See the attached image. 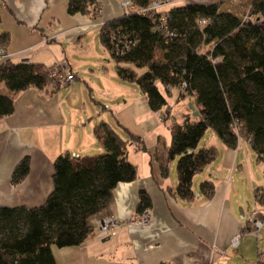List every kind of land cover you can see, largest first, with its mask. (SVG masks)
I'll list each match as a JSON object with an SVG mask.
<instances>
[{
    "label": "crops",
    "instance_id": "crops-1",
    "mask_svg": "<svg viewBox=\"0 0 264 264\" xmlns=\"http://www.w3.org/2000/svg\"><path fill=\"white\" fill-rule=\"evenodd\" d=\"M68 1L0 0V33L7 32L10 38L0 63L7 58L27 61L44 72L65 60L75 76L67 88L46 82L42 88L19 92L12 113L0 117V206L32 208L43 204L53 188V160L58 155L79 158L93 155V150L103 151L93 133L94 126L103 120L122 139L136 138L129 142L126 157L136 166L137 174L132 181L118 182L110 190L106 206L88 218L90 233L80 245L51 247L55 264H227L243 257L251 247L249 235L241 230L253 210L264 214L256 205L245 213L238 192L239 179L247 178L251 191L258 184L253 171L255 156L247 139L239 137L236 148L229 149L213 132L208 134V141L198 146L214 145L218 155L193 179L197 199L186 203L174 197L176 158L167 163L166 175L162 169L170 133L160 114L167 112L171 117L169 107L153 112L141 91L133 88L128 94L126 81L114 78L116 72L103 62L107 50L98 32L103 22L124 14L119 0H96L100 12L95 19L91 8L85 14L68 13ZM191 1L219 3L220 12L236 16L249 11L251 3ZM3 87L0 94L8 95ZM89 101L101 103L108 113L100 110L103 118H95L96 108H89ZM180 101L188 109L183 120L192 117L191 101ZM172 119L179 123L175 116ZM25 155L30 159L28 173L12 184V169ZM204 179L215 183L211 199L200 195L199 183ZM141 190L150 200L151 221L144 226L123 224L111 234H102L99 225L103 218L123 219L138 213ZM236 233L240 234L239 244L232 247L230 239Z\"/></svg>",
    "mask_w": 264,
    "mask_h": 264
},
{
    "label": "trees",
    "instance_id": "trees-1",
    "mask_svg": "<svg viewBox=\"0 0 264 264\" xmlns=\"http://www.w3.org/2000/svg\"><path fill=\"white\" fill-rule=\"evenodd\" d=\"M150 1L132 0L137 10L103 22L99 41L114 61L117 76L136 84L153 112L168 108L173 92L177 101L188 98L198 111L196 117L169 126L162 165L166 175L167 163L176 158L172 195L191 203L198 197L192 188L194 177L218 155L214 145L198 146L208 129L229 149L245 137L255 160L264 161V28L256 22H264V0H251L248 19L220 12L219 3L191 0H176L154 14L138 11ZM90 8L91 17L97 18L95 0H69L67 12L85 14ZM161 11L166 13L163 19ZM9 39L7 32L0 33V48ZM46 82L35 64L2 61L0 84L9 94H0V117L12 113L19 92L42 88ZM167 116L161 112V120ZM93 133L103 151L79 158L58 155L53 160V188L43 204L0 206V264H55L51 247L80 245L90 233L88 218L106 206L110 190L118 182L135 179L136 166L126 156L129 142L136 138L122 139L103 120ZM29 164L28 155L18 160L12 184L25 178ZM214 191L212 179L199 183L204 199H211ZM252 196L255 204L264 205V187H254ZM149 205L141 190L136 211ZM251 231L247 220L241 232ZM253 264H264V248Z\"/></svg>",
    "mask_w": 264,
    "mask_h": 264
},
{
    "label": "rangeland",
    "instance_id": "rangeland-1",
    "mask_svg": "<svg viewBox=\"0 0 264 264\" xmlns=\"http://www.w3.org/2000/svg\"><path fill=\"white\" fill-rule=\"evenodd\" d=\"M180 2H176L174 4H179ZM249 14H250V11H247L245 12L244 14H240V18L242 19H248L250 18L249 17ZM256 22H258V24L264 28V22L261 21V20H256ZM105 52V58L103 60L105 66L108 65L110 66L109 69L110 70H114V72H116L115 70V65L113 64L114 61L110 58L109 54ZM108 61L109 64H108ZM114 78H117L116 76L117 75H113ZM3 86L4 83H1V87H0V91H3ZM69 85H67L66 87L62 86L63 88H67ZM125 88L127 89V92L128 94H130L132 92V89H136L138 90L139 88L137 87L136 84L134 83H130V82H126V84L124 85ZM71 87V86H70ZM73 87V86H72ZM177 96L176 94L173 92L171 94V96L168 98V103H169V110L171 112V117L167 116L166 119L163 121L165 122L168 126H171L173 125L174 123H176L174 121L173 116L176 117L177 121L179 123H182L183 122V118H184V115H186L187 113V107L186 105L183 103V101H177ZM95 99H97L95 97ZM89 108H93L92 106H95L96 108V112L94 113V117L97 118L98 116H102L103 118V113H100V110H104L105 111V108H102L103 106L101 105V103H95L93 104L91 101H89ZM97 110L99 112H97ZM106 113H108L107 111H105ZM100 113V114H99ZM109 115V114H108ZM161 116V114H160ZM212 130L211 129H208L204 136L202 137V139L200 140L199 142V145H202L203 143L207 142L208 141V138H209V135L208 134H212ZM215 135V134H214ZM100 151L99 150H93L90 154H96V153H99ZM253 171H255V176L257 177V182L258 184H255L254 187L256 186H261V187H264V161L262 162H257V161H253ZM247 174V173H246ZM247 177V176H245ZM248 183H247V178L246 180H242V179H239V182H238V192L239 194L241 195V204L245 207V213H250L253 208L255 207H258L261 211H264V205H260V204H255L254 200L252 199V191L250 190V188L247 187ZM249 204V208L246 209V207L248 206ZM237 211L238 213H240V208L239 206L237 207ZM242 219L245 217V215L243 216H240ZM252 227V226H251ZM252 231L253 232H249V233H246L245 235H249L247 238H248V246L251 247V249H249L243 257H239V258H235L232 260V262H229L227 264H253L254 261L257 259V256H258V252H261L263 251V248H264V227L259 231V237L256 238L255 236V233H254V229L252 227Z\"/></svg>",
    "mask_w": 264,
    "mask_h": 264
},
{
    "label": "built area",
    "instance_id": "built-area-1",
    "mask_svg": "<svg viewBox=\"0 0 264 264\" xmlns=\"http://www.w3.org/2000/svg\"><path fill=\"white\" fill-rule=\"evenodd\" d=\"M176 0H151L148 7L145 9H139L141 13H147L148 11H153L154 14L157 11H160L167 5L175 2ZM96 2V0H95ZM97 4V2H96ZM119 4L124 13H127L131 10H137L138 8L132 3V0H119ZM96 12H100V9L97 5ZM165 11H161L160 17L163 19L165 17ZM0 56L5 57V51L3 48H0ZM44 78L47 82H51L56 86L70 85L74 80V73L70 70L68 63L65 60L59 61L54 65L52 70H47L43 72ZM259 212L253 210L249 215L250 225L254 229L256 238L259 237V231L264 227V216L260 218ZM151 221L150 208L149 206L143 208L141 212H138L133 217L126 216L123 219H117L114 216H107L103 218L99 225V230L102 234H111L114 230L121 227L123 224H134L139 226H144ZM240 234L236 233L230 239V246L236 247L239 244ZM193 264H206L201 261H196Z\"/></svg>",
    "mask_w": 264,
    "mask_h": 264
},
{
    "label": "water",
    "instance_id": "water-1",
    "mask_svg": "<svg viewBox=\"0 0 264 264\" xmlns=\"http://www.w3.org/2000/svg\"><path fill=\"white\" fill-rule=\"evenodd\" d=\"M188 106H189V109L191 110L192 117H196L198 115V111L194 109V106L192 105L191 102L188 103ZM240 213L242 214L243 212L240 211Z\"/></svg>",
    "mask_w": 264,
    "mask_h": 264
}]
</instances>
